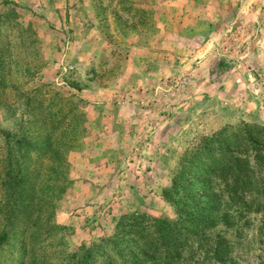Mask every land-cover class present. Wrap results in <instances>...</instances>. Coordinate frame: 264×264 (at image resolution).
Segmentation results:
<instances>
[{
  "label": "rangeland",
  "instance_id": "1",
  "mask_svg": "<svg viewBox=\"0 0 264 264\" xmlns=\"http://www.w3.org/2000/svg\"><path fill=\"white\" fill-rule=\"evenodd\" d=\"M246 125L264 0H0V264H264V174L204 234L176 205Z\"/></svg>",
  "mask_w": 264,
  "mask_h": 264
},
{
  "label": "trees",
  "instance_id": "2",
  "mask_svg": "<svg viewBox=\"0 0 264 264\" xmlns=\"http://www.w3.org/2000/svg\"><path fill=\"white\" fill-rule=\"evenodd\" d=\"M217 141L220 143L219 147L214 145ZM211 143L213 144L206 152L207 161H194L191 172L199 173L201 167L206 168L209 178L217 175L225 183L226 190L220 195L213 185L204 186L201 187L204 191L201 197L198 196V188V193L190 191L185 197L178 198L176 203L180 221L184 220L189 230L200 229L197 235L204 234L211 227L212 219L224 217L220 215L223 196L227 195L231 200L240 199L239 195L245 196L248 190L255 188L257 174H264V128L246 125L231 133L223 131L218 138L209 140V144ZM184 178L186 181L194 180L191 176L184 175ZM189 187H193V184ZM175 190V194L180 192ZM158 224L160 231L178 225L163 220H159ZM182 228L183 226L180 227ZM216 241L223 253L231 250L229 245H225V241Z\"/></svg>",
  "mask_w": 264,
  "mask_h": 264
}]
</instances>
